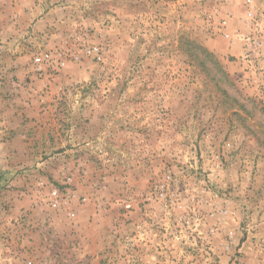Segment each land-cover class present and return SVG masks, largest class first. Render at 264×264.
<instances>
[{
    "label": "rangeland",
    "instance_id": "rangeland-1",
    "mask_svg": "<svg viewBox=\"0 0 264 264\" xmlns=\"http://www.w3.org/2000/svg\"><path fill=\"white\" fill-rule=\"evenodd\" d=\"M0 264H264V0H0Z\"/></svg>",
    "mask_w": 264,
    "mask_h": 264
},
{
    "label": "built area",
    "instance_id": "built-area-1",
    "mask_svg": "<svg viewBox=\"0 0 264 264\" xmlns=\"http://www.w3.org/2000/svg\"><path fill=\"white\" fill-rule=\"evenodd\" d=\"M94 51H95V48L93 49ZM48 59V54H44V55H42V56H40V57H37L36 59H35V62H40V61H43V60H47ZM53 195L55 196L56 195V192H53ZM53 202H56L57 203V201H56V199L55 200H53Z\"/></svg>",
    "mask_w": 264,
    "mask_h": 264
}]
</instances>
